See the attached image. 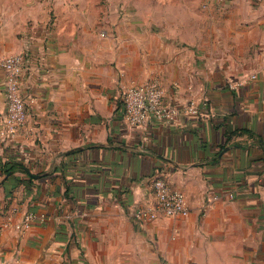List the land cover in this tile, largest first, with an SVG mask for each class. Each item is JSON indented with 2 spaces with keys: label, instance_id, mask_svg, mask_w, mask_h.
Here are the masks:
<instances>
[{
  "label": "crops",
  "instance_id": "0c3cea01",
  "mask_svg": "<svg viewBox=\"0 0 264 264\" xmlns=\"http://www.w3.org/2000/svg\"><path fill=\"white\" fill-rule=\"evenodd\" d=\"M78 1L0 7L29 113L3 136L0 66V264H264V0ZM153 77L203 112L129 125L123 85ZM157 172L190 213L138 223Z\"/></svg>",
  "mask_w": 264,
  "mask_h": 264
},
{
  "label": "built area",
  "instance_id": "2783aa9c",
  "mask_svg": "<svg viewBox=\"0 0 264 264\" xmlns=\"http://www.w3.org/2000/svg\"><path fill=\"white\" fill-rule=\"evenodd\" d=\"M23 53H12L0 58V66L5 71L6 111L3 117L4 137H12L27 127L28 108L22 93V77L26 69ZM121 100L124 118L132 127L144 129L152 122L173 123L181 113L201 114V104L195 99L184 102L166 100L164 85L158 77L143 83L123 85ZM232 196V194H230ZM208 204L220 198L219 194L209 193ZM190 207L185 193L172 187L164 172H157L151 181L150 195L145 201H138L130 207V216L138 223L170 216H187ZM45 213L26 211L15 224L24 232L37 218L44 219Z\"/></svg>",
  "mask_w": 264,
  "mask_h": 264
},
{
  "label": "rangeland",
  "instance_id": "374dc122",
  "mask_svg": "<svg viewBox=\"0 0 264 264\" xmlns=\"http://www.w3.org/2000/svg\"><path fill=\"white\" fill-rule=\"evenodd\" d=\"M9 2V1H18V0H0V7L2 6L1 4L2 3H6V2ZM82 3H80L79 1L77 2V5L79 4H82V6L85 7V9H94V6L97 5V2H95V0H81ZM109 1V0H107ZM98 2L102 3V4H105L106 3V0H98ZM122 3H120L121 5ZM121 9H123L122 5H121Z\"/></svg>",
  "mask_w": 264,
  "mask_h": 264
},
{
  "label": "trees",
  "instance_id": "16d2710c",
  "mask_svg": "<svg viewBox=\"0 0 264 264\" xmlns=\"http://www.w3.org/2000/svg\"><path fill=\"white\" fill-rule=\"evenodd\" d=\"M10 169H7V171L6 172H8Z\"/></svg>",
  "mask_w": 264,
  "mask_h": 264
}]
</instances>
